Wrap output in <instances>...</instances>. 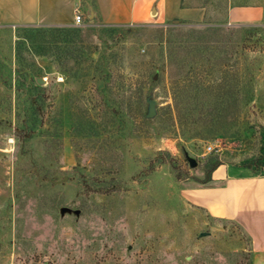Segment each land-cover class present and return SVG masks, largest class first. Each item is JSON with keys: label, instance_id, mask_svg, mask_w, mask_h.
<instances>
[{"label": "rangeland", "instance_id": "rangeland-1", "mask_svg": "<svg viewBox=\"0 0 264 264\" xmlns=\"http://www.w3.org/2000/svg\"><path fill=\"white\" fill-rule=\"evenodd\" d=\"M225 2L201 24L0 27V264L249 263L183 199L215 163L264 174V23L226 25Z\"/></svg>", "mask_w": 264, "mask_h": 264}, {"label": "crops", "instance_id": "crops-1", "mask_svg": "<svg viewBox=\"0 0 264 264\" xmlns=\"http://www.w3.org/2000/svg\"><path fill=\"white\" fill-rule=\"evenodd\" d=\"M214 0H0V27H70L78 11L88 23L125 28L188 23L212 16ZM228 26L264 23V0L225 2ZM183 199L210 217L233 221L248 239V264H264V174L241 175L218 167L209 183L187 187Z\"/></svg>", "mask_w": 264, "mask_h": 264}, {"label": "built area", "instance_id": "built-area-1", "mask_svg": "<svg viewBox=\"0 0 264 264\" xmlns=\"http://www.w3.org/2000/svg\"><path fill=\"white\" fill-rule=\"evenodd\" d=\"M82 23V17L81 14L77 11L74 16V26H79ZM215 148L219 150L218 145L215 144H208L203 147L204 154H210L215 151Z\"/></svg>", "mask_w": 264, "mask_h": 264}, {"label": "water", "instance_id": "water-1", "mask_svg": "<svg viewBox=\"0 0 264 264\" xmlns=\"http://www.w3.org/2000/svg\"><path fill=\"white\" fill-rule=\"evenodd\" d=\"M39 83H41V80H38ZM155 111H154V103L153 102H148V112L146 114V118L150 119L154 116ZM189 166L191 168H194L196 166V162L192 159H188Z\"/></svg>", "mask_w": 264, "mask_h": 264}, {"label": "trees", "instance_id": "trees-1", "mask_svg": "<svg viewBox=\"0 0 264 264\" xmlns=\"http://www.w3.org/2000/svg\"><path fill=\"white\" fill-rule=\"evenodd\" d=\"M219 166H220V164L215 163L211 167H209L208 169H206V171H205V175L206 176H205L204 180L201 182V184H207V183H209L212 172L216 168H218Z\"/></svg>", "mask_w": 264, "mask_h": 264}]
</instances>
